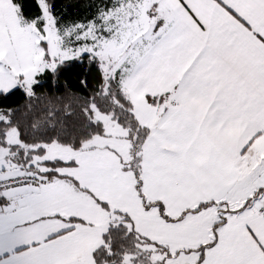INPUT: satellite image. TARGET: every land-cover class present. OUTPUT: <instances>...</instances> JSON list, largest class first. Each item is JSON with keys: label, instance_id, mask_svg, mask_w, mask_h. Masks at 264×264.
I'll return each mask as SVG.
<instances>
[{"label": "snow or ice", "instance_id": "snow-or-ice-1", "mask_svg": "<svg viewBox=\"0 0 264 264\" xmlns=\"http://www.w3.org/2000/svg\"><path fill=\"white\" fill-rule=\"evenodd\" d=\"M0 264H264V0H0Z\"/></svg>", "mask_w": 264, "mask_h": 264}]
</instances>
